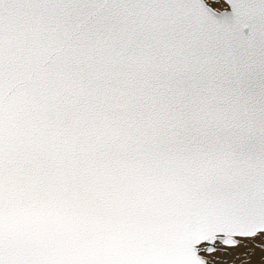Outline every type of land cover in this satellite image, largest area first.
I'll return each instance as SVG.
<instances>
[{
	"label": "snow or ice",
	"instance_id": "6c2138e0",
	"mask_svg": "<svg viewBox=\"0 0 264 264\" xmlns=\"http://www.w3.org/2000/svg\"><path fill=\"white\" fill-rule=\"evenodd\" d=\"M0 264H264V0H0Z\"/></svg>",
	"mask_w": 264,
	"mask_h": 264
}]
</instances>
